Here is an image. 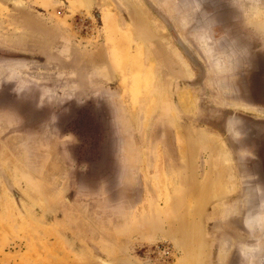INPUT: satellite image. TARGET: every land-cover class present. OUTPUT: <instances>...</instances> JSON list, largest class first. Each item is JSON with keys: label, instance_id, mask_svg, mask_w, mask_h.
I'll return each instance as SVG.
<instances>
[{"label": "rangeland", "instance_id": "1", "mask_svg": "<svg viewBox=\"0 0 264 264\" xmlns=\"http://www.w3.org/2000/svg\"><path fill=\"white\" fill-rule=\"evenodd\" d=\"M262 203L264 0H0V264H241Z\"/></svg>", "mask_w": 264, "mask_h": 264}, {"label": "clouds", "instance_id": "2", "mask_svg": "<svg viewBox=\"0 0 264 264\" xmlns=\"http://www.w3.org/2000/svg\"><path fill=\"white\" fill-rule=\"evenodd\" d=\"M243 121L235 114L228 116L225 120V131L233 140L239 141L243 137L240 130ZM254 179V178H253ZM231 215H239L238 209H233ZM244 227L249 233L257 232L264 234V203L261 204V211L253 215L249 212L244 218ZM222 248L227 250L231 255L232 252L238 251L241 258V264H264V239H256L255 243L239 242L232 243L231 246L227 241L224 242Z\"/></svg>", "mask_w": 264, "mask_h": 264}, {"label": "bare ground", "instance_id": "3", "mask_svg": "<svg viewBox=\"0 0 264 264\" xmlns=\"http://www.w3.org/2000/svg\"><path fill=\"white\" fill-rule=\"evenodd\" d=\"M223 147V146H222ZM224 148V147H223ZM221 149V148H220ZM222 151L224 152V159L228 162L229 158L227 156V153L224 151V149H222Z\"/></svg>", "mask_w": 264, "mask_h": 264}]
</instances>
